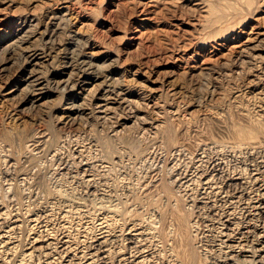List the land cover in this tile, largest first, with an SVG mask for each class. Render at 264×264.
Masks as SVG:
<instances>
[{"label": "rangeland", "instance_id": "1", "mask_svg": "<svg viewBox=\"0 0 264 264\" xmlns=\"http://www.w3.org/2000/svg\"><path fill=\"white\" fill-rule=\"evenodd\" d=\"M261 161L264 0H0V264H217L219 192L264 204Z\"/></svg>", "mask_w": 264, "mask_h": 264}, {"label": "bare ground", "instance_id": "2", "mask_svg": "<svg viewBox=\"0 0 264 264\" xmlns=\"http://www.w3.org/2000/svg\"><path fill=\"white\" fill-rule=\"evenodd\" d=\"M250 38V37H249ZM241 44V43H240ZM240 48V47H239ZM246 51V50H245ZM243 54V53H242ZM237 61V60H236ZM240 64V63H239ZM22 82V86L25 85V90L24 95H22L23 97L20 98L21 99V103L22 101H24L25 103H27L30 107H32V109L34 107H38V102L40 100V92L39 89L36 88V86H38V84L34 83L31 80V77H27V79L21 81ZM38 83V82H37ZM72 83V82H71ZM35 84V85H33ZM76 84V83H75ZM21 90L15 88L10 89V91L8 90V92H6V95H10V96H14L16 95L18 92H20ZM22 92V93H23ZM17 96V95H16ZM109 97V96H108ZM122 97V96H121ZM17 98V97H16ZM40 104V103H39ZM41 105V104H40ZM62 113V112H61ZM68 114V115H67ZM64 115L66 116H62V118H59V123H61L62 125H68L71 126V124L74 123V119H71L70 117L73 115V112L70 113L69 109L66 108V111L64 112ZM58 118V117H57ZM58 120V119H57ZM251 121V120H250ZM233 127V126H232ZM226 128V127H225ZM247 128V127H246ZM250 128V127H249ZM248 128V129H249ZM227 130V129H226ZM231 130V129H230ZM228 131L227 130V134L230 135L232 137V135L235 133V131ZM234 130V129H232ZM246 131V130H245ZM247 132V131H246ZM249 132V131H248ZM237 133V132H236ZM235 133V134H236ZM251 133V132H250ZM227 135V136H228ZM237 137H234L237 141L238 138V142H240L239 145L244 146L246 149H244L245 151L248 149V153L250 152V157H252V149L255 146V141L253 136L250 137L249 134L244 133V131H241V133H237L236 134ZM256 138V137H255ZM233 139V138H232ZM30 140V138H29ZM228 140V139H227ZM255 142H254V141ZM232 141V140H231ZM235 141V142H236ZM33 145H38L41 144L39 143V139L37 140H32ZM234 142V143H235ZM257 142H260V140L258 139ZM256 142V143H257ZM237 143V142H236ZM259 144V143H258ZM237 146V145H235ZM258 146V145H257ZM261 146V145H260ZM242 148V147H241ZM258 147H256L257 149ZM256 152V151H255ZM254 153V152H253ZM259 153V152H258ZM257 153V154H258ZM217 154V152H216ZM248 155V154H247ZM257 156V155H256ZM255 156V157H256ZM259 156V155H258ZM257 158V157H256ZM255 158V159H256ZM258 159V158H257ZM247 160V159H246ZM261 160V158H260ZM260 160H258V162H260ZM262 162V161H261ZM247 163V161H246ZM264 163V162H262ZM238 164V163H237ZM244 164V163H243ZM258 164V163H257ZM260 164V163H259ZM246 165V164H245ZM255 165V164H254ZM216 166V165H215ZM250 166V165H248ZM262 166V165H261ZM261 166H258L259 168H261ZM222 167V166H221ZM221 167H218L219 169ZM253 168V166H251ZM257 167V169H258ZM246 168V167H245ZM225 169V168H224ZM235 169V168H234ZM237 169H239L237 167ZM241 169V168H240ZM243 169V168H242ZM217 170V169H216ZM227 169H225L226 171ZM244 170V169H243ZM218 171V170H217ZM223 171V170H221ZM229 171V170H228ZM245 171V170H244ZM254 171V170H252ZM258 171V170H257ZM246 172V171H245ZM241 173V172H240ZM244 173V172H243ZM247 173V172H246ZM261 173V172H260ZM245 174V173H244ZM250 174V173H249ZM248 174V175H249ZM254 174V173H253ZM258 174V172L256 173ZM262 174V173H261ZM225 175V173H224ZM242 173L240 174V177ZM260 175V174H259ZM223 176V175H222ZM245 176V175H244ZM254 176V175H253ZM224 177H227L224 176ZM238 177V176H237ZM235 178L232 182L230 183L229 181H226V183L224 184L223 189L221 190V192H219V200L217 202H219V207L221 206V213L216 215L219 224L216 222L217 226L220 225V231L218 236H219V243H220V252H222V254H220V258L218 260H216L217 264L218 262H223L224 264H264V207H262V203H260L259 205H257V207H255L254 209H252L251 204L254 203L252 202V194L253 192L251 191V185H252V176L249 178V180H242L240 178ZM245 177H249V176H245ZM243 178V177H242ZM215 179V178H214ZM218 179V178H217ZM228 179V178H227ZM231 179V178H230ZM244 179V178H243ZM248 179V178H247ZM257 178L254 179V182L256 181ZM221 180V178H220ZM226 180V179H225ZM258 180V179H257ZM262 180V179H261ZM209 181V180H208ZM219 181V180H218ZM229 182V183H228ZM213 183V182H212ZM219 184V183H218ZM221 184V183H220ZM223 184V182H222ZM215 185V183H214ZM206 187V186H205ZM216 187V186H215ZM262 187V186H261ZM220 188V186H219ZM235 191V192H233ZM257 191V190H256ZM259 191V190H258ZM260 192V191H259ZM234 194H237L238 196H233ZM264 194V193H262ZM262 194L259 196H256V198H254L256 201H259L264 198L262 197ZM255 195V194H254ZM21 198V197H20ZM201 200L205 201L208 200V197H201ZM10 201V200H9ZM106 201V200H105ZM255 201V202H256ZM216 202V200H215ZM11 203V202H10ZM86 203V202H85ZM205 204V211L212 213V211H216L214 210V205L209 206L207 204H209L208 202L203 203ZM217 204V203H216ZM111 205V204H110ZM175 207V206H174ZM254 207V206H253ZM13 208V206H12ZM218 208V207H217ZM215 208V209H217ZM15 209V208H14ZM204 209V208H203ZM201 210V208H200ZM179 211V210H178ZM196 211V210H195ZM204 211V213H205ZM153 212V211H152ZM160 213V212H159ZM4 215V214H3ZM11 215V214H10ZM252 215H255L259 218V220H261L260 218H262L261 222L262 225L260 227H262V232H259V230L257 228L254 227L253 222L252 221ZM210 220V219H209ZM213 220V219H212ZM215 220V219H214ZM213 220V221H214ZM203 221V220H202ZM23 222V221H22ZM212 223V222H211ZM215 223V222H214ZM213 225V224H212ZM211 226V225H210ZM209 226V227H210ZM256 226V225H255ZM112 227V226H111ZM200 229V228H199ZM218 229V228H217ZM14 230V229H13ZM182 230V229H181ZM28 231V230H27ZM177 232V231H176ZM29 234V233H28ZM100 234V233H99ZM196 234V233H195ZM165 235V234H164ZM1 236V235H0ZM217 236V235H216ZM217 236V237H218ZM178 238V237H177ZM184 238V237H183ZM167 239V238H165ZM161 240V239H160ZM168 240V239H167ZM174 240V239H173ZM180 240V239H179ZM165 241V240H164ZM163 241V242H164ZM175 241V240H174ZM213 241V240H212ZM217 241V240H216ZM168 242V241H166ZM166 242H164L166 244ZM171 241H169L170 243ZM176 242V241H175ZM173 242V243H175ZM196 242V241H195ZM172 243V242H171ZM182 243V242H181ZM218 243V242H217ZM177 244V242H176ZM175 244V245H176ZM49 245V244H48ZM167 245V244H166ZM165 245V246H166ZM169 245V244H168ZM172 244L169 245L168 248H170ZM96 246L101 247L100 244H97ZM174 246V244L172 245ZM104 247V246H103ZM157 247V246H156ZM219 247V245H218ZM95 248V246H94ZM142 248V247H141ZM155 248V247H154ZM173 247H171L172 249ZM97 249V248H96ZM144 249V247H143ZM165 249V248H164ZM178 249V248H177ZM176 249V250H177ZM219 250V249H218ZM99 251V250H98ZM105 251V250H104ZM143 251V250H142ZM146 251V250H145ZM171 251V250H170ZM200 251V250H199ZM52 252V251H51ZM137 252V251H136ZM172 252V251H171ZM171 256L173 257L174 255L177 257L176 253H171ZM143 253V252H142ZM245 253H249L250 254V261H239L238 258H240L243 254ZM174 254V255H173ZM151 255V254H150ZM163 255V254H162ZM180 255V254H179ZM141 256V255H140ZM156 256V255H155ZM174 256V259H175ZM169 257V256H168ZM187 257V256H186ZM184 257V259L186 258ZM91 258V257H90ZM137 258V257H136ZM143 258V257H142ZM188 258V257H187ZM186 258V259H187ZM158 259V258H157ZM165 259V258H164ZM171 259V257L169 258V260ZM173 259V260H174ZM180 259V258H179ZM184 259H180L179 261L175 262L174 264H183V262L180 261H184ZM185 259V260H186ZM191 259V257H190ZM189 259V260H190ZM214 259V258H213ZM256 259H258V261H255ZM16 260V259H15ZM153 259H151L152 261ZM172 260V261H173ZM176 260V259H175ZM174 260V261H175ZM195 260V259H193ZM191 260L188 262V260L186 262L188 263H192L194 264L195 262ZM198 260V259H197ZM201 260V259H200ZM131 261V260H130ZM154 262V261H153ZM159 262V261H158ZM170 262V261H169ZM185 262V263H186ZM198 262V261H197ZM80 263V262H79ZM162 263V262H161ZM88 264V263H87ZM143 264V263H142ZM157 264V263H156ZM164 264V263H163ZM168 264V262H167ZM197 264V263H196ZM203 264V263H202Z\"/></svg>", "mask_w": 264, "mask_h": 264}]
</instances>
